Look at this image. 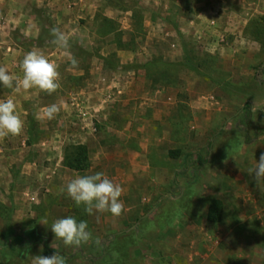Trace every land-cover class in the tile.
Returning <instances> with one entry per match:
<instances>
[{
  "label": "rangeland",
  "instance_id": "rangeland-1",
  "mask_svg": "<svg viewBox=\"0 0 264 264\" xmlns=\"http://www.w3.org/2000/svg\"><path fill=\"white\" fill-rule=\"evenodd\" d=\"M33 49L60 88L0 85L24 122L0 139V264H264V0H0V66L22 76ZM96 172L123 188L119 217L60 192ZM68 216L89 243L56 239Z\"/></svg>",
  "mask_w": 264,
  "mask_h": 264
},
{
  "label": "clouds",
  "instance_id": "clouds-1",
  "mask_svg": "<svg viewBox=\"0 0 264 264\" xmlns=\"http://www.w3.org/2000/svg\"><path fill=\"white\" fill-rule=\"evenodd\" d=\"M50 34L54 37L53 44L59 48L69 47V37L58 27H53ZM70 65L75 67L78 61L69 56ZM21 75L10 74L7 67L0 66V85L19 94L31 89H38L49 95L59 88V72L57 65L51 62L40 50L33 49L27 52L21 63ZM61 111V105L51 104L40 109L35 115L37 120H52ZM24 122L17 112V106L12 98L0 99V139L19 136L22 134ZM251 172L256 185L264 195V153L259 157ZM61 193L66 192L77 206H83L89 215L94 212H110L119 217L124 211V204L120 200L123 188L114 183L104 173L96 172L92 175L77 176L61 187ZM46 222H44L45 224ZM84 221L77 222L74 217L68 216L55 220L51 231L65 246L80 247L92 240V233L87 230ZM95 243L100 245L99 238ZM31 264H65V259L59 253L51 256H34Z\"/></svg>",
  "mask_w": 264,
  "mask_h": 264
},
{
  "label": "crops",
  "instance_id": "crops-1",
  "mask_svg": "<svg viewBox=\"0 0 264 264\" xmlns=\"http://www.w3.org/2000/svg\"><path fill=\"white\" fill-rule=\"evenodd\" d=\"M70 7H72L71 4H70Z\"/></svg>",
  "mask_w": 264,
  "mask_h": 264
}]
</instances>
